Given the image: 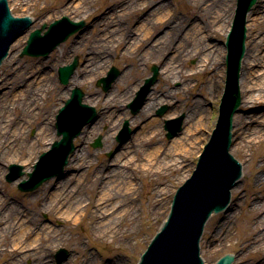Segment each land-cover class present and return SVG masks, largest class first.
<instances>
[{"label":"bare ground","instance_id":"1","mask_svg":"<svg viewBox=\"0 0 264 264\" xmlns=\"http://www.w3.org/2000/svg\"><path fill=\"white\" fill-rule=\"evenodd\" d=\"M192 1L194 3L201 2L202 11L210 13L209 25H216L219 29H223L230 23L231 15L228 18L226 12L229 8L232 12L234 0H230V5L229 0ZM259 1L261 3L255 6V17L252 18L251 26L253 28L264 24V0ZM89 3L90 0H70L65 3L67 12L71 11L83 17L91 26L88 34H78L67 48V51L85 53L82 68L73 73L70 78V83L73 85L87 83L91 77L104 73L107 67L112 65L113 57L123 52L135 59L131 68H137L138 71H140L142 64L155 59L157 64L160 65L157 76L160 73L162 75L161 79L168 81L169 84L179 81L177 77H183L179 65L191 57H196L197 70L206 73L213 68L212 61H215L216 64H219L220 61L224 62L225 47L213 49L210 42L207 43L210 34H203L198 23L186 29L183 28L184 23L181 21L169 23L171 9L168 3L153 4L154 0H116L99 13L98 11L89 10L87 8ZM133 14H138L140 18L132 23L134 25L132 27L123 26L118 21L120 18H126ZM249 24L247 22V27H249ZM160 26H166V29L157 34ZM30 29L31 27L27 32L30 33L32 31H29ZM80 30L81 27L55 44L56 46L54 45V48L48 54L33 55V57L47 58L58 46L70 37L75 36ZM208 30L211 32L209 27ZM27 32L20 34L14 43L21 44L23 38L28 39L29 33ZM93 33L99 35V39L94 37ZM177 33H180V35L178 40L174 42ZM247 35L248 41L249 31H247ZM171 44H173L172 47H170ZM111 47H113V56H111L109 50ZM138 51L139 54L134 58L133 55ZM12 59V57L9 58V64ZM43 63L20 70L18 74L21 76L18 83L12 82L11 78L8 77V73L6 77L4 73L0 75V90H2L0 94V161L20 162L27 173L31 172L32 162L37 158L39 152L46 151L54 142L55 129L52 124L57 109L60 108L69 93L66 91L63 94V100L58 103L55 101L56 98L52 96L50 98L52 81L56 74L54 72L52 76L48 72L44 73ZM64 64L66 63L60 62L59 65ZM224 66L219 67L213 74H210L209 83L212 86L217 87L221 75L224 74ZM15 69L12 63L8 67L9 73ZM130 71L128 74L127 72L120 73L105 90L113 85L114 89L110 90L103 98L96 91L88 93L84 100L93 105L101 103L102 108L96 113L95 117L85 122L78 133L74 135L72 142L74 143L79 138L83 146L68 154L67 164L63 166L58 175L46 180L47 184L44 189L47 191V201L46 205L44 204L41 207V210L47 211L53 206L57 210L63 209L57 218L62 221H72L75 224L89 217L95 223L92 229L99 233L101 239H105L107 236H119L122 232L115 229V222L129 221L135 217V212L130 210L131 207L128 206L127 200L133 202L137 199L139 189L134 183L136 178L132 179L131 175L127 174V168L132 164L134 165L135 160L140 157L143 162L137 165V169L140 168L145 175H165V171L183 169L184 164H182L180 158L192 157L195 153L193 149L200 142L201 132L204 131L205 119L201 114L202 107L200 103L194 100L191 101L193 102L191 104L185 101L177 104L169 99V96L173 92L177 93L178 88L167 85L168 90L166 91L157 89L156 86L159 81H156L149 85L144 93L140 107L133 112L130 111L131 115L137 114V116L129 117L128 124L130 128L140 124L139 131L134 135L131 131L126 140L119 143L118 151L108 161L106 168L104 162L96 166L89 155L87 146L98 133L106 130V134L102 136L101 140L108 148L112 147L109 140L125 118V112L120 111L119 108L125 104L128 105V102L130 103L134 99L135 93L141 85V81L133 82L130 80L128 77ZM15 85H22V88L10 94ZM239 86L240 96L245 106L264 103V35L262 37H251V45L249 48L247 47L241 62ZM188 88L190 87L188 86ZM255 91L257 94H255ZM243 94H245L244 97ZM50 101L54 104H48ZM160 105H165L169 109L164 113V115L168 113L167 117L163 115V118H159L152 115V112ZM176 114H182V123L187 125L184 129L182 128V132H176L177 135L174 134L176 136L172 135L168 139L169 143H159L158 145L156 140L162 120H165V118L168 120ZM235 117L236 115H234V119ZM143 118L145 119L144 122L142 121ZM238 123L241 125L240 138L247 141L248 135L251 133L254 135L262 134L264 130V113L259 116H243ZM34 126L36 131L34 137L31 138L29 129ZM77 127L78 124L73 125L70 129H76ZM151 142L155 143H152L153 145L149 149ZM233 144L230 151H232ZM178 155L180 158L174 157ZM94 166L96 167L93 168ZM90 169L91 175L88 174ZM5 172V168L0 165V178ZM87 177L93 183H100L91 203L86 202L87 200L83 197V191L85 190L83 183ZM19 178L12 181L11 184L20 182ZM48 187H51L49 192ZM163 190V188L158 190L157 198L161 196ZM84 209L85 211H83ZM0 221L3 223L0 227V243L10 234L9 239L6 240L10 246L8 250L6 248L1 252L20 257L18 264L22 263L23 260H31L33 257L38 258L34 261L31 260V263L47 264L44 262L45 258L41 259L42 255H40L39 248L41 245L45 246L43 245L44 242L47 243L50 239L54 242V245L61 240L59 239V230L46 224L38 225L39 229L35 230L30 223L35 221L33 215L27 210L18 208L17 205L6 204L5 198L1 196ZM258 223L261 227L257 229L253 239L258 238V242H262L264 241V211L261 212ZM71 258L72 256H69L68 253L61 264H67L71 261ZM84 264H89V262L87 261Z\"/></svg>","mask_w":264,"mask_h":264},{"label":"rangeland","instance_id":"2","mask_svg":"<svg viewBox=\"0 0 264 264\" xmlns=\"http://www.w3.org/2000/svg\"><path fill=\"white\" fill-rule=\"evenodd\" d=\"M67 1L69 2L70 0H13V2L12 0H8L9 7L13 11L14 15L19 14V16H22V14H30V16L35 19L34 24L29 31L40 28L43 24H49L52 21L61 18L62 16H67L73 21H84V25L75 36L72 38L70 37L68 40L63 42L52 53H50L47 58H35L27 55L21 56V51L25 46L27 39L25 40V38H23L21 44L15 42L10 48V56L8 55L9 57H7L0 66V75L4 73V76L6 77L8 73V77L11 78L12 82L18 83L19 77L21 76L18 74L20 70H25L35 64L44 62L42 64L44 73L48 72L49 75H52L55 72L56 74V77L52 81V93L49 94L50 98L51 96L56 98L55 101L58 103L59 101L63 100V94L66 91L69 92L68 96L66 97L67 99L71 90L74 87H78L83 91V103L94 107L96 113H98V111L102 108L101 103L93 105L89 104L84 99L87 97L88 93L93 91L99 93L101 98H103L110 90L114 89L113 85L108 90H103L101 86L97 84L98 80L105 76L111 67H116L120 73L127 72L128 74V72L131 70L128 75L130 80L133 82L141 81L142 85L144 79L151 75V66L155 65L159 70L160 65L157 64L155 59H152L142 64L139 69L140 71H138L137 68L132 69L131 65L134 63L133 61H135V59H132L130 55L123 52L122 54H117L115 57H113L112 65L107 67L104 73L91 77L87 83L73 85L70 83V79L68 84H61L57 77V69L60 66V62L69 64L74 58L77 57L78 64L74 73L82 68V65L84 64V52L80 54L79 52L67 51V48L76 39L78 34H88L91 27L90 23L84 20L83 17H80L71 11H66L65 3ZM115 1L116 0H90L87 8L93 12L98 11L99 13L104 11L106 7L113 4ZM231 1L229 0V5L231 4ZM161 2L168 3L170 6V24L174 21H181L184 23L183 28L186 29L189 26L198 23V25H200L202 28L203 34H210V37L207 39V43L210 42V45L213 46V49L224 47L223 45L225 36L231 25L236 0H234L232 12L230 8L228 12H226L227 17L231 15L229 21L230 23L226 26V28L223 29H219L216 25H209V21L211 20L210 13H205L202 11L201 2L194 3L192 0H154L153 4ZM259 3L261 2L257 0L255 6ZM255 6L247 17V20L250 23L249 27H247V30L249 31L250 36L248 41H246V48L250 47L252 36L262 37L264 35V24L255 26L254 28L251 26L252 18L255 17ZM138 18H140L138 14H133L127 16L126 18H120L118 21H120L123 26L127 25L128 27H132L134 26L132 23H134ZM208 27L211 29V32L208 30ZM165 29L166 26H160L159 32L157 34H160V32L164 31ZM93 35L99 39V35H96L95 33H93ZM179 35L180 33H177L176 37L174 38V42L178 40ZM173 44H171L170 47H172ZM113 47L109 49L111 56H113ZM139 51L133 55L134 58L137 57ZM10 57L13 58L10 64L12 63V65H14L16 68L11 73L8 71V67L10 66L8 60ZM196 62V57H191L182 64L179 63L183 77H177L179 81H175L172 84H169L168 81L162 80V75L159 73L157 79L159 82L157 83L156 87L157 89H164V91L168 90L169 85L177 87L178 92H173L169 96V99H172L177 104H180L182 101L191 104L193 103L191 101L194 100L200 103L202 107L201 114L205 119L204 131L201 132L200 142L196 145V148L193 149L195 153L192 155V157L189 156L180 158L179 155L174 156L176 158H180L182 164H184V168L178 171H165V175H145L140 168L137 169V165L143 162L140 157L135 160L134 165L132 164L129 168H127V174L131 175L132 179L136 178L134 183L136 184L137 189H139V197L133 202L127 200L128 206L131 207L130 210L135 212V217L129 221L115 222V229L121 230L122 232L119 236H107L105 239H101L98 235L99 233L92 229L95 223L93 219L89 217H86L75 224L72 221H62L57 218L58 214L63 209L57 210L56 207L53 206L47 211L41 210V207L47 201V191L44 190L47 183H42L37 189L33 191H20L17 188L19 182L16 184H11V182L6 181L5 179V176L9 172V165H20V162L0 161V165L6 170L5 174L0 178V196L5 198L6 204L12 203L17 205L18 208L30 212L35 219V221L30 222L35 230H38V225L42 224H46L51 226L53 229L59 230V239L61 240L57 242L56 245H54V242L50 239L49 242H44L43 245L45 246L41 245L39 248L40 255H42L41 259H46L44 262L47 264H55V252L60 248H64L69 253V256H72L71 261H69L67 264H84L87 261L89 264H137L139 256L145 250L148 242L165 219L176 188L193 171L197 157L205 142L208 140L210 133L216 123L218 104L224 87L225 70L224 74L220 77V81H218L217 87L212 86L209 83V79L211 77L210 74H213L216 69L219 67L222 68L225 64L224 62L222 63V61H220L219 64H216L215 61H212L213 68H211V70L206 73L198 71L199 69L197 70ZM188 86L190 88H188ZM21 88L22 85H15L10 91V94H13V92ZM255 94H257L256 91ZM244 95L245 94L242 96L244 97ZM66 99H64V101ZM48 104H54V102L50 101ZM161 106L162 105L159 107ZM241 106H245L243 102H241ZM159 107H157L152 112V115L155 116V111ZM48 109L50 108L48 107ZM119 110L125 112V118L122 120L116 133L112 135L109 140V143L112 144V147L108 148L101 140L102 136L106 134V130H103L102 133H98L87 146L89 155L96 163V166L100 165L101 162H104L105 168L108 166V161L114 157L120 146V144L117 143L115 139L117 133L120 131L123 123L125 121H129V117L137 116V114L134 116L131 115L132 113H130L129 109L127 108V104L120 106ZM167 110L169 109L167 108ZM57 113L58 111H56V114ZM262 113L264 112L245 113L244 110L238 111L236 113L233 129L234 144L231 152L241 161L243 174L240 178V181L232 190L230 202L232 209H227L226 212L213 215L205 226L204 233L200 241V251L201 256L204 258L206 264H213L222 254L226 252L235 255L236 258L233 264H264V241L258 242V238L255 240L253 239L256 235L257 229L261 227L260 223H258V218H260L261 212L264 211V130L262 134L259 135H254L253 133L249 134V137L246 141L240 138L241 125L238 123L239 119L243 116H259ZM167 114L168 113H166L164 116L167 117ZM181 115L182 114H176V116L173 115V117L170 119L177 118ZM161 117L163 118V116ZM165 120H162V124H160V132L156 140L158 141V145L159 143H169L165 136L166 132L163 128ZM142 121L144 122L145 119L143 118ZM55 122L56 119L54 120L52 127L55 129V140H58L60 136L57 135ZM186 125L187 124L183 123V129ZM139 127L140 124L139 126H131L130 129L133 132L132 135L139 131ZM35 131V126L29 129V135L31 138L34 137ZM97 138H100L101 144L98 147H93L92 143ZM155 142H151L149 144V149L151 145H153L152 143ZM74 143L75 151H77L79 147L83 146L79 138H77ZM42 152L43 151L39 152V154ZM37 158L32 162L33 164L31 165L32 168L30 171H32L33 165ZM22 167L23 168L21 169V172H23V175L19 178V181H21V179L28 178L27 172L24 171V166ZM88 171V174L91 175V169ZM99 184L93 183L89 177L84 180L83 186L85 190L83 191V197L87 200L86 202L91 203L93 201L97 189L99 188ZM50 188L51 187H48V192ZM161 188L164 190L162 191L161 196L157 198L158 190ZM83 211H85V209ZM86 212L88 213L87 208ZM2 224L3 223L0 221V227ZM9 237L10 234L5 237L4 241L0 243V264H18V260L20 258L18 256L1 252V250L6 248L8 250L10 244H8L6 240H8ZM52 245H54V247H52ZM37 258L38 257H33L31 260L34 261L37 260ZM31 260H23L20 264H36L35 262L31 263Z\"/></svg>","mask_w":264,"mask_h":264},{"label":"water","instance_id":"3","mask_svg":"<svg viewBox=\"0 0 264 264\" xmlns=\"http://www.w3.org/2000/svg\"><path fill=\"white\" fill-rule=\"evenodd\" d=\"M254 2L255 0H237L235 17L226 42L228 49L226 56L227 72L218 122L191 178L178 189L168 220L142 255L139 264H203L198 249V241L203 226L212 212H219L226 207L229 200V189L241 174V166L229 154V149L232 137V118L240 104L238 79L240 61L245 50V17ZM24 15L30 14H22V16ZM16 16H19V14H16ZM32 19L34 18L32 17ZM30 23L28 17L14 18L9 11L7 0H0V63L6 56L10 44ZM83 24V21L73 22L64 16L60 20L51 23L45 35L42 36L41 30L45 28V25H43L41 29H36L30 34L22 55H46L54 48L55 44L64 40L79 27H82ZM76 64L77 61L75 60L72 64L58 69L59 80L62 83H67ZM118 74L119 72L113 68L107 77L100 79L99 81L103 82V88L107 89ZM156 76L157 68L153 67V76L146 79L145 85L138 93L140 100L138 98V106L135 110L140 107L141 98L149 85L155 82ZM82 95L79 89H74L71 98L66 101V106L60 110V113L63 110L65 112L68 106H72L77 114L79 113V117L84 114V122L93 118L95 111L92 107L81 104ZM241 110H244L245 113H261L264 112V103L253 106H240L239 111ZM85 112L87 113L86 117ZM58 119L57 126L59 127V133L63 134V138L53 144L50 152L41 156L40 162L35 166V173L30 175L33 180L28 183L22 182L19 185L21 190L35 189L45 179L54 174H59L67 163V156L74 149L72 138L78 133L83 123L76 130H70L69 127L68 129L63 128L60 116ZM99 144V140H96L94 146ZM234 157L240 161L236 156ZM48 165L53 168L49 170ZM15 168L17 172L13 176H7V180L12 181L22 174L20 166H10L11 170ZM230 209L232 208L229 205L228 210ZM66 256L67 252L65 250L58 251L56 253L57 264H61ZM232 261L233 257L226 255L220 258L216 264H231Z\"/></svg>","mask_w":264,"mask_h":264}]
</instances>
